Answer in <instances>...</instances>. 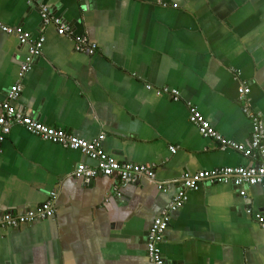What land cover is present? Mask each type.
I'll list each match as a JSON object with an SVG mask.
<instances>
[{"label":"crops","instance_id":"0c3cea01","mask_svg":"<svg viewBox=\"0 0 264 264\" xmlns=\"http://www.w3.org/2000/svg\"><path fill=\"white\" fill-rule=\"evenodd\" d=\"M42 7L72 33L45 24ZM0 23L46 37L20 76L28 46L0 28V105L20 83L18 111L86 140L104 133L106 153L156 173L136 183L104 175L85 182L75 169L95 160L14 126L0 139V214L36 209L53 191L56 211L0 229V264H149V227L184 171L254 162L204 137L187 102L223 136L249 143L244 106L264 121V0H0ZM80 35L96 51L78 49ZM242 84L249 102L239 99ZM164 86L180 98L157 94ZM257 212L264 214V186L242 197L231 184L202 182L171 213L161 243L167 264H264Z\"/></svg>","mask_w":264,"mask_h":264},{"label":"built area","instance_id":"2783aa9c","mask_svg":"<svg viewBox=\"0 0 264 264\" xmlns=\"http://www.w3.org/2000/svg\"><path fill=\"white\" fill-rule=\"evenodd\" d=\"M41 16L45 24H55L59 34L70 35L72 33L70 26L63 22L61 18L53 16L46 7H42ZM0 28L7 33L15 34L20 44L28 46V54L20 69V76H23L31 69L36 58L41 55L46 37L41 35L38 38H34L30 32L25 31L19 26H8L0 23ZM76 40V47L80 50L94 52L97 49V45L88 42V39L84 36H77ZM146 86L148 89L155 88L151 84H147ZM22 90L23 87L20 83L13 84L7 90L5 100L0 105L1 140L11 132L14 126L21 125L29 132L40 135L52 142L62 144L71 149L80 150L96 161L94 167H90L85 163H79L77 165L75 175L85 182H91L99 175L116 177L122 183H136L143 177L149 180L155 179L156 173L152 165L134 162H119L106 153L102 146V142L105 139L104 133L93 140H86L64 129L49 126L18 111L13 103L20 98ZM155 90L157 94L164 93L171 95L175 99L180 98L179 91L171 89L168 86L156 87ZM250 90V87L245 84L239 87L238 96L241 102L250 101ZM187 105L189 107V120L196 125L199 132L204 137L215 139L221 145V148L234 149L246 157L251 158L254 162L250 166L215 167L196 172L184 171L180 175L173 200L166 209H163L161 213H159L149 227L147 233L149 264H167L161 248V243L164 233L169 226L171 213L183 207L188 200V192L198 190L202 182L208 181L211 183L231 184L238 190L239 195L242 197L247 196V187L255 185L264 186V121L262 114L258 111H253L249 105L244 106L243 110L252 124L250 141L245 144L223 136L195 105L191 102H187ZM170 149L173 153L177 150L174 146ZM158 188L166 192L171 186L169 184L158 183ZM56 198L57 193L53 191L49 194V198L36 209L21 213L12 211L1 213L0 229L18 228L26 223L53 217L56 211L54 205ZM247 213L252 214V209L248 208ZM255 219L260 227L264 229V214L261 212L255 213Z\"/></svg>","mask_w":264,"mask_h":264}]
</instances>
